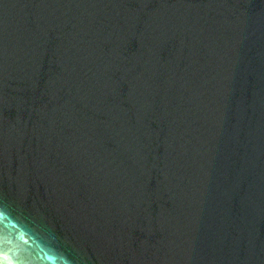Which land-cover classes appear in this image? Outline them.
Here are the masks:
<instances>
[{"label": "water", "instance_id": "1", "mask_svg": "<svg viewBox=\"0 0 264 264\" xmlns=\"http://www.w3.org/2000/svg\"><path fill=\"white\" fill-rule=\"evenodd\" d=\"M0 264H264V0H0Z\"/></svg>", "mask_w": 264, "mask_h": 264}]
</instances>
